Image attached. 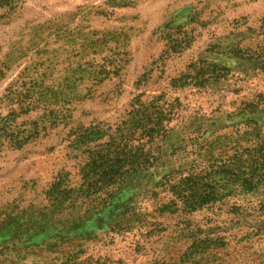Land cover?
<instances>
[{
  "label": "rangeland",
  "instance_id": "rangeland-1",
  "mask_svg": "<svg viewBox=\"0 0 264 264\" xmlns=\"http://www.w3.org/2000/svg\"><path fill=\"white\" fill-rule=\"evenodd\" d=\"M0 264H264V0H0Z\"/></svg>",
  "mask_w": 264,
  "mask_h": 264
},
{
  "label": "trees",
  "instance_id": "trees-1",
  "mask_svg": "<svg viewBox=\"0 0 264 264\" xmlns=\"http://www.w3.org/2000/svg\"><path fill=\"white\" fill-rule=\"evenodd\" d=\"M117 155H115V153H109L106 154L105 156H103L100 159V165H98V170L100 171V174L102 177L104 176H108L111 173H114L115 171L118 170V168L120 167V161L117 160L116 158ZM207 202H213V198H209L207 199L206 203L203 202H191V201H187L186 199H184V205L186 207H191V208H195L196 206H198L199 204H208Z\"/></svg>",
  "mask_w": 264,
  "mask_h": 264
}]
</instances>
